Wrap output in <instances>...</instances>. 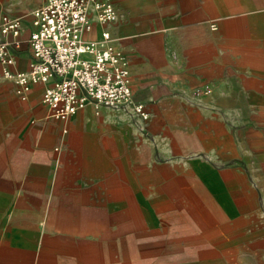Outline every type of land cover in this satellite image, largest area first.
I'll list each match as a JSON object with an SVG mask.
<instances>
[{
	"label": "crops",
	"instance_id": "0c3cea01",
	"mask_svg": "<svg viewBox=\"0 0 264 264\" xmlns=\"http://www.w3.org/2000/svg\"><path fill=\"white\" fill-rule=\"evenodd\" d=\"M174 1L113 0L117 13L113 22L101 25L92 19V29L85 37L96 40L102 31H108L111 44L128 64L132 97L120 109L100 107L96 111L87 105L65 121L54 119L42 102L46 83L31 84L26 98L21 99L17 85L1 75L0 65V167H23L27 177L41 183L47 181V166L53 160L61 170L62 183L70 176L81 180L102 176L86 181L102 184V189L83 188L72 194L79 199L97 195L99 199L114 200L116 203L105 208L108 216L119 213L126 217L129 212L133 216L126 206L130 200L144 204V200L156 199L157 205V199L166 193L159 189L160 184H168L171 191L176 184L195 183V190L207 200L213 218H217L219 198L216 201L202 186L205 172L200 174L198 170L216 172L218 180L220 176L225 183L219 173V153L225 156L229 151L236 152L237 141L229 130V115L222 111V104L236 102L241 94L253 103L264 104V3L216 4V11L210 14L219 12V33L214 37L205 27L198 26L194 31L187 27L206 21L207 3ZM40 2L0 0V14L21 17L23 24L22 45L12 70L28 69L31 51L26 40L31 13ZM202 88H208L209 94L198 95ZM133 103L144 106L146 119L132 111ZM256 118L264 120V113H257ZM243 137L255 151H264V128L245 129ZM13 176L0 175V184H14ZM221 214L231 216L228 211ZM89 215L81 214L79 221L65 224L72 228L62 229L81 239H65L48 232L32 235L31 229L21 223L2 225L20 234L18 239H0V264H108L107 252L101 249L112 244L120 249L121 262L127 263L128 247L137 248L141 242L158 251L152 253L153 258L183 264L190 260L195 264L208 262L198 260L206 255L191 250L208 247V240L90 239L97 234ZM160 248L169 250L159 252Z\"/></svg>",
	"mask_w": 264,
	"mask_h": 264
},
{
	"label": "rangeland",
	"instance_id": "374dc122",
	"mask_svg": "<svg viewBox=\"0 0 264 264\" xmlns=\"http://www.w3.org/2000/svg\"><path fill=\"white\" fill-rule=\"evenodd\" d=\"M116 1L158 3L160 0ZM174 3H207L209 16L206 21L202 24L193 22L187 27L192 31L198 26L205 27L208 33L216 37V33H219V12L217 15H210L211 12L216 11L214 8L216 4L264 3V0H175ZM211 25H215L216 29L211 30ZM178 31L181 33L180 30ZM222 108V111L229 115L227 116L228 127L237 141L236 152L229 151L225 156L219 153V173L223 176L225 183L220 176L218 180L216 172L198 170L200 174L205 172L206 179L202 186L213 194L216 201L219 198L217 218H213L214 211L208 207L209 203L203 195L195 189L186 192L182 183L176 184L171 191H169L168 184H160L159 189L166 193L162 194L159 200L157 199V205H155L156 199H148L150 203L144 200L145 205L135 200L128 201L126 206L133 211V216L130 212L125 217L114 211L112 216H108L105 208L110 206V203H116L114 200L99 199L97 195L79 199L77 194H72V191H79L83 188L92 191L102 189V184L92 185L86 181L100 180L103 177L95 175L83 177L81 180L79 177L75 179L70 176L65 177V183H62L61 170L53 160L47 166L48 178L45 183H41L39 179L27 177V169L23 167H0V175L14 174L13 177L16 180L12 185L0 184V228L4 229L0 231V239L19 238L20 232H14L13 228H5L6 226L2 227V225L13 223L26 225L25 229H31L32 235L48 232L50 235H58L65 239H81L62 229L72 228L70 224H65L79 221L82 218L81 214L86 213L90 214L89 217L93 220L97 234L90 239L106 241L122 239L142 241L158 238L161 240L181 238V241L208 240V247L191 249L193 252H201L207 256L198 258V260H208L205 264H264V151H255L254 146L243 137L245 129L254 126L264 128V120L258 121L256 118L257 113H264V104L253 103L251 99L241 94L236 102L222 104ZM27 125L29 121L25 127ZM25 127L21 129L17 138L20 137ZM56 152L55 147H52V153ZM79 180L83 182H77ZM28 181L31 184H28ZM4 188L8 191L4 192ZM175 188L178 190L174 192ZM190 194L195 198L193 204L189 200ZM117 210L118 208H115V211ZM227 211L231 216L221 214ZM56 212L59 215H56ZM18 213H27V215L14 216ZM181 229L186 233L179 231ZM110 246L101 249L107 252L105 262L108 264H183L170 263L169 258H153L152 253L158 251L146 247L143 242L137 248L128 247L129 257L128 262L125 263L124 260L121 262L120 249L115 244ZM167 250L169 249L160 248L159 252ZM131 253L137 256L132 257ZM130 260L137 262H130ZM187 264L195 263H191L190 260Z\"/></svg>",
	"mask_w": 264,
	"mask_h": 264
},
{
	"label": "built area",
	"instance_id": "2783aa9c",
	"mask_svg": "<svg viewBox=\"0 0 264 264\" xmlns=\"http://www.w3.org/2000/svg\"><path fill=\"white\" fill-rule=\"evenodd\" d=\"M31 17L26 40L31 59L27 70L15 71L11 67L22 45V19L0 14L1 75L17 85L21 99L31 84L46 83L42 102L49 115L61 121L87 105L96 111L117 110L131 100L128 64L111 44L110 33L102 31L96 40L85 37L93 18L101 25L115 20L113 0H41ZM197 93L205 96L209 89ZM132 111L147 118L141 103H133Z\"/></svg>",
	"mask_w": 264,
	"mask_h": 264
},
{
	"label": "bare ground",
	"instance_id": "6f19581e",
	"mask_svg": "<svg viewBox=\"0 0 264 264\" xmlns=\"http://www.w3.org/2000/svg\"><path fill=\"white\" fill-rule=\"evenodd\" d=\"M184 187H185V191L186 192H188V191H190V190H193V189H197L198 188V186H197V184L195 185V183H190V184H184L183 185ZM182 186V187H183ZM207 186V185H206ZM208 187V186H207ZM183 189V188H182ZM198 190V189H197ZM203 190V189H202ZM194 191V190H193ZM195 194H196V192H195ZM197 198V197H196ZM194 197H192L191 196V194H190V196H189V200L191 201V203L193 204V201H194ZM201 199V198H200ZM199 204V203H198ZM194 206L195 207H197V205L196 204H194ZM207 206V205H206ZM203 207V206H202ZM209 207V206H208ZM204 208V207H203ZM197 209V208H196ZM198 210V209H197ZM203 212V211H202Z\"/></svg>",
	"mask_w": 264,
	"mask_h": 264
}]
</instances>
